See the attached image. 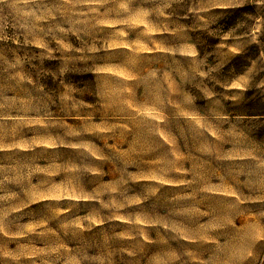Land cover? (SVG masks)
Segmentation results:
<instances>
[{
    "label": "clouds",
    "instance_id": "clouds-1",
    "mask_svg": "<svg viewBox=\"0 0 264 264\" xmlns=\"http://www.w3.org/2000/svg\"><path fill=\"white\" fill-rule=\"evenodd\" d=\"M0 264H264V0H0Z\"/></svg>",
    "mask_w": 264,
    "mask_h": 264
}]
</instances>
